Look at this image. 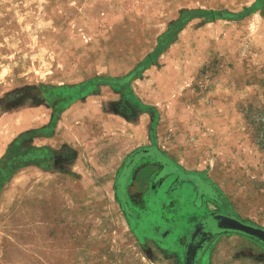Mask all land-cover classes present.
I'll use <instances>...</instances> for the list:
<instances>
[{
	"label": "rangeland",
	"instance_id": "rangeland-1",
	"mask_svg": "<svg viewBox=\"0 0 264 264\" xmlns=\"http://www.w3.org/2000/svg\"><path fill=\"white\" fill-rule=\"evenodd\" d=\"M149 146L264 228V0H0V264H184L214 204L149 161L122 198ZM199 263L264 250L222 237Z\"/></svg>",
	"mask_w": 264,
	"mask_h": 264
},
{
	"label": "flooded vegetation",
	"instance_id": "flooded-vegetation-1",
	"mask_svg": "<svg viewBox=\"0 0 264 264\" xmlns=\"http://www.w3.org/2000/svg\"><path fill=\"white\" fill-rule=\"evenodd\" d=\"M26 138H29L28 135ZM45 154H47L46 150H43V152L30 150L26 154L20 155L14 160H18L20 162L24 161L25 164H28L35 157L42 158ZM145 161H149L154 164L156 169L154 172L155 175L151 180L153 187L162 181L164 177H169V175L174 174L176 178L175 182L188 181L191 183V191L194 194L193 202L197 205V207H206L207 204L202 200V198L214 204V209L208 210L201 214L189 229L184 245V264H200L199 262L207 256V253L210 252V249L213 247V245L222 237L238 236L245 238L264 250L263 227L257 226L238 217L228 208L211 183L203 180V178H200L197 175L185 176L184 174L180 173L177 168L155 147L149 146L138 148L132 151L131 154L125 158L117 176V188L118 191H120L122 198L125 199L126 197L129 201L130 197L127 194L128 185L131 183V178L137 171L136 169L138 167H142L143 165L145 166V164H143ZM219 220H223L225 223L217 225L216 222ZM231 221H238L243 225L255 229L257 228V230L254 232V234L249 236L228 228H223ZM210 222L211 224H209ZM192 234L200 235L198 242L200 246L196 249L188 250L187 248L191 244L189 241Z\"/></svg>",
	"mask_w": 264,
	"mask_h": 264
},
{
	"label": "water",
	"instance_id": "water-1",
	"mask_svg": "<svg viewBox=\"0 0 264 264\" xmlns=\"http://www.w3.org/2000/svg\"><path fill=\"white\" fill-rule=\"evenodd\" d=\"M211 224V222L209 223ZM219 228V227H218ZM223 228H228L230 230H234L240 233H244L246 235H251L254 234L255 230L252 227L243 225L241 223H239L238 221H231L229 224H227L226 226H224ZM199 236L198 234H192L191 239L189 241V243L191 242V244L189 245V247L187 248L188 250H193L196 249L200 246L199 242Z\"/></svg>",
	"mask_w": 264,
	"mask_h": 264
},
{
	"label": "bare ground",
	"instance_id": "bare-ground-1",
	"mask_svg": "<svg viewBox=\"0 0 264 264\" xmlns=\"http://www.w3.org/2000/svg\"><path fill=\"white\" fill-rule=\"evenodd\" d=\"M222 223H225V222H224L223 220H219V221L216 222L217 225H221ZM254 229H255V228H254ZM256 230H257V228L255 229V231H256ZM259 230H260V229H259ZM259 230H258V231H259Z\"/></svg>",
	"mask_w": 264,
	"mask_h": 264
}]
</instances>
